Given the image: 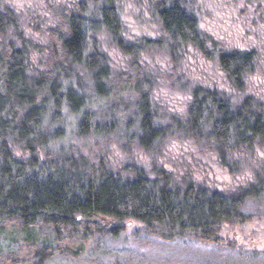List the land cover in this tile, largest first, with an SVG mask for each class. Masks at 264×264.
Masks as SVG:
<instances>
[{
  "label": "trees",
  "instance_id": "trees-1",
  "mask_svg": "<svg viewBox=\"0 0 264 264\" xmlns=\"http://www.w3.org/2000/svg\"><path fill=\"white\" fill-rule=\"evenodd\" d=\"M40 1L0 0V264H140L104 246L130 221L219 247L243 207L264 206L259 52L202 26L200 0ZM132 16L156 37H136ZM188 59L224 82L189 83L179 111L160 90L183 85ZM207 158L237 183L219 188Z\"/></svg>",
  "mask_w": 264,
  "mask_h": 264
},
{
  "label": "rangeland",
  "instance_id": "rangeland-1",
  "mask_svg": "<svg viewBox=\"0 0 264 264\" xmlns=\"http://www.w3.org/2000/svg\"><path fill=\"white\" fill-rule=\"evenodd\" d=\"M15 7L26 9L41 3L40 0H10ZM208 8L201 14V25L217 36L230 41L241 49H254L259 52L258 68L264 72V16L258 13L260 0H200ZM209 12V13H208ZM130 30L137 37H156L153 23L147 19L129 17ZM182 68H178L182 86L172 89L162 87L161 101L182 111L188 100L189 83L210 80L223 83L221 72L211 64L202 61H186ZM188 80V81H187ZM255 85L262 84L264 93V79L258 75L254 79ZM209 168V178L217 186L231 188L236 179L228 176L226 171L212 163L210 158L203 161ZM246 214L251 215L249 222L222 231L219 247L185 244L184 242H163L159 239L143 235L142 225L137 221L126 223L124 233L114 239H104V246L112 251L125 250L138 257L140 264H264L253 260L252 253L264 254V206L255 208L249 203L243 207ZM110 227V226H108ZM264 259V257H262ZM101 264H111L106 256L99 257ZM255 259V258H254ZM72 264H83L74 262Z\"/></svg>",
  "mask_w": 264,
  "mask_h": 264
}]
</instances>
